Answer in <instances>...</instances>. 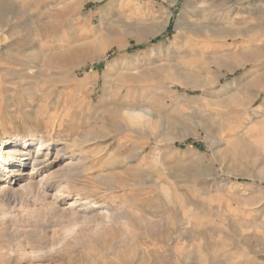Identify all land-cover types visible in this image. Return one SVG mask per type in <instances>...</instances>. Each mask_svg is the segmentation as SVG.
<instances>
[{
	"label": "rangeland",
	"instance_id": "374dc122",
	"mask_svg": "<svg viewBox=\"0 0 264 264\" xmlns=\"http://www.w3.org/2000/svg\"><path fill=\"white\" fill-rule=\"evenodd\" d=\"M42 138L92 218L1 214L0 264H264V0H0V143Z\"/></svg>",
	"mask_w": 264,
	"mask_h": 264
},
{
	"label": "bare ground",
	"instance_id": "6f19581e",
	"mask_svg": "<svg viewBox=\"0 0 264 264\" xmlns=\"http://www.w3.org/2000/svg\"><path fill=\"white\" fill-rule=\"evenodd\" d=\"M250 53H252V52H250ZM129 112H130V110H129ZM149 116L152 117V113H150L148 111L132 112V113L128 114V119L131 121H135V120H141V119L148 118ZM130 129H131V127H130ZM133 129L135 131L137 128L136 129L133 128ZM150 130H151V128H150ZM35 142L36 141L33 139L30 141L7 140L6 143H4V142L0 143V215L1 214H9L10 223L17 224L18 222H22L23 224L25 223L26 225L31 221H33V222H34V220L37 221L38 219L36 220V218H46L48 215H50L48 217L55 219V221H54L55 226L59 227V229H60V226H62L60 223L61 221L66 222V224L68 222L69 225L72 224L74 226L77 224H80V222H86L87 223V221H91L90 218H92V217H90L88 215V212H86L88 210H91L90 207L85 206V207H83V209L82 208L81 209L74 208V206H76V204L78 203L77 200H75L72 203V205L69 207V209H64L58 203V202L62 203L63 201H65L66 199H68L70 197V193L69 194L67 193L68 189H69L70 182H72L73 178L79 176V173H80L79 168H80L82 162H84V159H81V161L80 160L76 161L75 158L70 155L71 158L69 161L61 164L60 167H58V169L52 170L51 172L43 175L45 172H47V170H51L53 168V166H55L58 163L60 164L61 162L64 161L65 155L68 152L67 146L66 145L65 146H58L57 143L50 141V139H44V138L38 140L36 145L34 146ZM38 178H41V180L39 181ZM53 193H54V195H53ZM52 196H55L56 200H54L52 198ZM90 203H89V205H90ZM86 205H88V203ZM31 206L38 207V208L40 206V208L37 210L36 209H30ZM105 209H107V208H105ZM43 213H47V214L44 215ZM121 213H123V212H121ZM93 218H95V217H93ZM98 218H99V220L92 221L97 227L99 225H105L104 227L112 228L116 225L121 224V222H122V215H120V213L114 214L113 212L112 213H109V212L105 213V211H102ZM127 222H129V221H127ZM37 223H38V221H37ZM29 224L27 226H29ZM19 225H22V224H19ZM63 225H64L63 231H61L59 233L63 232L64 234L67 235L68 231L66 228L68 226L66 227L65 224H63ZM81 225L84 227L83 224H81ZM83 227H79L80 234L82 233ZM102 227L103 226H101V228ZM21 228H23V227L21 226ZM52 228H53V226H52ZM95 229H98V228H95ZM102 229H104V228H102ZM21 230L19 229V231H21ZM52 231H54V230H52ZM77 231H78V229H77ZM107 231H109V230H107ZM126 232H127V230H126ZM37 233H38V231H37ZM17 234L18 233H16V235ZM96 234H98V233H96ZM74 235L75 236H73V237L71 236L72 238H74L73 240H76V238L78 239L79 233L74 234ZM61 236H62V234H61ZM99 236H101V234ZM91 237H92V235H91ZM66 239H70V238L69 237L67 238V236H66ZM54 240H56V239H54ZM83 240H85V239H83ZM58 242L61 244V246H60L61 249H60V247L58 248L59 253H60V250H63V249L65 250L66 243H65V241H61V238H59V241H57V242L53 241L51 243L50 249L52 252L54 251L53 250L54 248L57 249ZM46 243H48V242L46 241ZM16 250L19 251L20 250L19 247ZM38 250H40V249H38ZM47 250H48V248H47ZM17 251H16V254L19 253V252L17 253ZM53 253H55V252H53ZM22 254H24V250L22 251ZM32 254H34V253H32ZM42 254H44V253H42ZM37 255L38 256H36L35 254L32 255L31 256L32 260L30 262L27 261L26 264H42V263H38V260H41L44 257L39 256V254H37ZM44 256H45V254H44ZM35 260H37V263L34 262Z\"/></svg>",
	"mask_w": 264,
	"mask_h": 264
},
{
	"label": "trees",
	"instance_id": "16d2710c",
	"mask_svg": "<svg viewBox=\"0 0 264 264\" xmlns=\"http://www.w3.org/2000/svg\"><path fill=\"white\" fill-rule=\"evenodd\" d=\"M195 146H199L198 144L194 143Z\"/></svg>",
	"mask_w": 264,
	"mask_h": 264
}]
</instances>
